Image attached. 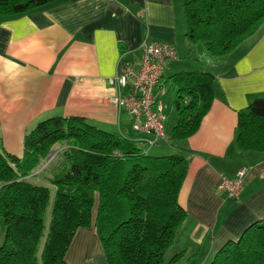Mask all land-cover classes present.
<instances>
[{
    "label": "crops",
    "instance_id": "1",
    "mask_svg": "<svg viewBox=\"0 0 264 264\" xmlns=\"http://www.w3.org/2000/svg\"><path fill=\"white\" fill-rule=\"evenodd\" d=\"M146 40L176 49L178 58L165 71L163 85L180 72L216 77L215 100L198 132L173 143V126L167 132L170 146L154 148V156L183 154L189 161L179 194L188 218L170 251L174 256L186 252L177 264L211 263L228 242L264 219V153L242 152L236 142L239 112L264 98V24L233 53L203 63V45L186 37L182 0H61L20 16L0 17L2 146L22 157L26 135L53 117H82L107 132L140 137L131 116L119 112L109 98L117 95L111 79L121 59L138 65ZM244 168L241 196L231 200L218 190L219 179L234 178ZM171 259L166 256L167 262ZM66 260L107 264L95 227L78 230Z\"/></svg>",
    "mask_w": 264,
    "mask_h": 264
},
{
    "label": "trees",
    "instance_id": "2",
    "mask_svg": "<svg viewBox=\"0 0 264 264\" xmlns=\"http://www.w3.org/2000/svg\"><path fill=\"white\" fill-rule=\"evenodd\" d=\"M61 0H0V17L30 13ZM186 37L203 45V63L233 53L264 24V0H182ZM124 55V54H123ZM176 92L178 120L173 141L195 135L215 100L216 77L202 71L167 77ZM242 152L264 153V98L239 112L236 136ZM62 161L47 186L28 180L55 146ZM133 136L114 134L86 118L53 117L24 140L22 157L0 139V218L4 241L0 264H68L67 253L81 228L95 227L107 264H177L166 254L188 218L179 203L189 161L183 154L153 156ZM52 203V216L46 224ZM210 264H264V219L230 241Z\"/></svg>",
    "mask_w": 264,
    "mask_h": 264
},
{
    "label": "built area",
    "instance_id": "3",
    "mask_svg": "<svg viewBox=\"0 0 264 264\" xmlns=\"http://www.w3.org/2000/svg\"><path fill=\"white\" fill-rule=\"evenodd\" d=\"M140 50L142 56L138 65L123 58L111 84L117 95L109 98L119 112H127L132 118L135 137L144 147L156 146L167 140L168 114L162 97L167 94L163 85L165 71L178 55L173 45L144 41ZM247 169H241L234 178L221 176L217 185L229 199L239 200L244 188Z\"/></svg>",
    "mask_w": 264,
    "mask_h": 264
},
{
    "label": "rangeland",
    "instance_id": "4",
    "mask_svg": "<svg viewBox=\"0 0 264 264\" xmlns=\"http://www.w3.org/2000/svg\"><path fill=\"white\" fill-rule=\"evenodd\" d=\"M170 73L171 72H169L168 74H170ZM167 89H168V95L166 97L163 96L161 99H162L163 103L168 106L167 114H169V120L167 122V132L169 134L171 128L173 126H175V124L177 123L178 117H177V114L175 112L176 92L172 89L171 85L167 86ZM170 140H172V139H170ZM170 140H168L169 142L168 141L166 142V140H163V141H160L158 144L168 143V145H169V143L171 142ZM172 142L174 143V141H172ZM158 144L154 147H150V146L148 147L147 151L150 153V155H153V156L156 155V153H155L156 149H154V148L157 147ZM65 147H66L65 144L57 145V147L54 148V151L51 153L49 158L47 160H45L42 163V165H40V168H38V174L36 175V178L33 180H31V178H28L29 181H31L35 184L47 185V187H50L51 188L52 201H53L54 196H55L56 188L49 182V178L52 176V170L54 168H56L57 166H59V164L61 163L62 158H61L60 154L65 149ZM51 216H52V203L47 210V218H46L47 226L50 223ZM4 236H5L4 225H3L2 219L0 218V246L2 245V243L4 241ZM170 250L166 254V256H168V259H171V257L174 256L173 251H170ZM207 264H210V263L208 262Z\"/></svg>",
    "mask_w": 264,
    "mask_h": 264
}]
</instances>
